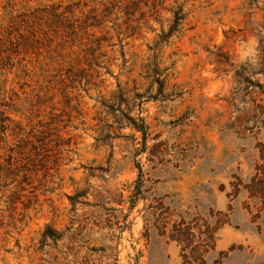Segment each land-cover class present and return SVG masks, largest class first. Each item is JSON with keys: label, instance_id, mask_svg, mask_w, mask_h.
<instances>
[{"label": "rangeland", "instance_id": "374dc122", "mask_svg": "<svg viewBox=\"0 0 264 264\" xmlns=\"http://www.w3.org/2000/svg\"><path fill=\"white\" fill-rule=\"evenodd\" d=\"M0 32V264H264V0H0Z\"/></svg>", "mask_w": 264, "mask_h": 264}, {"label": "trees", "instance_id": "16d2710c", "mask_svg": "<svg viewBox=\"0 0 264 264\" xmlns=\"http://www.w3.org/2000/svg\"><path fill=\"white\" fill-rule=\"evenodd\" d=\"M182 19H183V15L176 13V14H175V24L173 25L172 29L177 30V28H175V27H178V26L180 25ZM174 30H173V31H174ZM3 39H4V38L1 36V32H0V53H2L3 51H5V52H6V51H10L7 47H6V49H5V48H4V49L1 48V44H4ZM2 41H3V42H2ZM11 43H12V42H11ZM6 119H7V118H5V117L3 116V110L0 109V129H2V130L8 128V127L5 126V124H4V121H5ZM139 129H140V128H139ZM141 129H143V128H141ZM63 236H64V231H57V230H55L54 228L48 227V228L45 230L44 234H43V237H44L43 241L46 242L47 239H52V240H54V241H58L59 239H62Z\"/></svg>", "mask_w": 264, "mask_h": 264}]
</instances>
